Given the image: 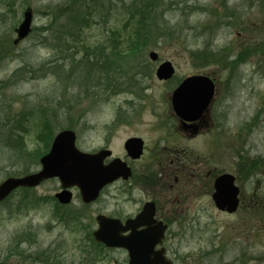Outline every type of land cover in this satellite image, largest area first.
Instances as JSON below:
<instances>
[{
    "label": "rangeland",
    "instance_id": "1",
    "mask_svg": "<svg viewBox=\"0 0 264 264\" xmlns=\"http://www.w3.org/2000/svg\"><path fill=\"white\" fill-rule=\"evenodd\" d=\"M78 1L0 0V83H8L0 89V183L39 169L36 155L48 150L38 139L42 128L35 108L52 104L53 97L64 94L65 89L67 95L76 94L78 84H69L66 80L70 78L62 73L67 65L74 62L83 67L93 48L109 37L105 31L125 29L123 40L130 34L121 7L131 0ZM174 2V12L168 9L165 13L171 23L182 22L191 4L202 8L185 18L188 39H166L157 48L150 43L131 59L129 74L122 79L121 88L126 90L106 93L101 100L105 94L96 92L98 99H82L73 110L71 130L81 151L109 149L113 157L121 158L125 156L124 141L137 137L144 142L143 155L133 164L135 178L105 187L89 206H83L78 190L72 188L71 204L60 211L71 217L78 214L75 225L51 220L53 212L59 213L51 200L59 191L57 180L30 191H15L0 202V264H29L22 263L21 257L31 254L28 243L35 239V248L52 245L62 251L64 264H80L91 254L86 233L95 229L96 215L128 217L150 199L155 200L158 214L172 223L165 246L173 264H264V0ZM74 4L89 7L93 15L76 43L55 36L66 23V9ZM25 8L32 13L31 32L14 45V29ZM208 40L217 56L205 61L195 52ZM151 51L159 57L156 62L148 57ZM60 56L70 59L68 64ZM234 60L237 63L231 64ZM165 61L173 65L174 76L158 81L155 70ZM57 64L63 65L62 79L52 74ZM199 74L214 79L218 94L210 110L211 124L208 121V127L187 135L179 130L170 98L182 79ZM83 83L81 90L86 89ZM100 88L104 90L94 87ZM64 120L57 111L52 119L59 128L55 134L66 129ZM160 153L164 155L161 171L156 166ZM168 155L188 164L194 177L188 178L186 173L175 184L176 172L166 167ZM222 172L233 174L241 189L243 203L234 214L218 211L211 200L213 177ZM79 225L86 231L77 228ZM189 230H199L200 237L189 240ZM21 241L26 242L19 245ZM7 249L12 253L4 256ZM113 256L120 258L121 253H107L108 262L103 263L112 264Z\"/></svg>",
    "mask_w": 264,
    "mask_h": 264
},
{
    "label": "water",
    "instance_id": "2",
    "mask_svg": "<svg viewBox=\"0 0 264 264\" xmlns=\"http://www.w3.org/2000/svg\"><path fill=\"white\" fill-rule=\"evenodd\" d=\"M31 12L27 10L24 20L17 29V39H23L30 31ZM149 59L157 61L155 52L149 53ZM174 74L170 62H162L156 69L155 76L159 81H167ZM213 82L206 76L197 75L184 79L173 91L171 105L174 114L183 122L198 120L207 110L213 96ZM143 143L140 139L131 138L125 143V150L129 157L138 159L142 153ZM111 156L107 150L96 154H87L78 151L75 147V133L71 130L59 132L52 142L51 148L40 159L41 170L35 174L21 178H9L0 184V201L5 199L13 190L19 187H35L48 178H58L63 191L56 194L60 204L71 201V193L66 189L77 187L82 202L91 203L97 199L101 189L118 178L127 179L130 170L119 159L112 160L104 166L103 161ZM239 189L234 184V177L223 174L214 182L212 200L220 211L233 213L238 206ZM154 204L147 203L143 211L134 219L123 226L119 221L99 216V228L93 234L95 240L107 247H123L130 257L129 264H171L163 256L164 250L154 251L157 244L161 243L165 226L161 222L155 226L153 215ZM139 227H145L136 232ZM131 230L127 237L121 233Z\"/></svg>",
    "mask_w": 264,
    "mask_h": 264
},
{
    "label": "trees",
    "instance_id": "3",
    "mask_svg": "<svg viewBox=\"0 0 264 264\" xmlns=\"http://www.w3.org/2000/svg\"><path fill=\"white\" fill-rule=\"evenodd\" d=\"M79 3L78 0H74ZM174 0H131L128 5H122L121 9L125 15L124 26L130 27V34L125 40L121 39L122 32L118 30L115 31H105L109 34L100 45L97 44L93 48L92 57H89L88 61H84V66H75V63L69 65L70 59L64 56H60V60H64L65 64H68V69L62 71L64 73V78L69 79V84H78L75 90L76 94L67 95L64 90V94L59 96H54L51 100L52 104L48 105H37L35 108V114L38 118V123L41 124V131L39 133L38 139L43 142L44 150H48L50 146V141L56 130L57 123L52 121L53 117L59 111V115L65 117L66 129H71L73 127L72 118L76 115V106H78L82 99L96 97V92L98 94H105L104 97H100L99 100L105 99L107 97L106 93L114 94L118 91L126 90L121 88L123 86L124 76L129 74L128 67L131 66V59H133L136 52L148 48L150 43L154 44V47L161 46L166 39L172 41L173 39H179L181 36L186 40L188 39L185 31L188 28L186 17L189 16L191 12H198L202 8L197 6L195 3L188 6V11L184 14V19L182 22L178 21L171 23L170 19H167L165 13L168 9L170 12H174L171 6L174 4ZM71 5L66 9L65 16H67L65 24H61V30L55 35L56 38L62 40V37L66 39H71L73 43L77 42V39L81 35L82 28L84 26H89L88 19L92 18V11L89 7H84L80 5ZM103 27L105 21L103 20ZM217 27V26H214ZM212 30V29H211ZM109 39L108 50L107 42ZM202 49L196 51L195 54L201 56L205 61L210 58L216 59V54L212 53L211 41H203ZM124 45L121 46V45ZM77 46V45H76ZM78 47V46H77ZM67 60V61H65ZM237 63V60L231 62V64ZM53 75L57 79H62L60 74V69L62 70L63 65H54ZM52 69V68H51ZM50 69V70H51ZM78 69V71H77ZM40 70V68H39ZM75 79V80H73ZM86 83V89L81 90L80 87L83 82ZM64 80V79H63ZM84 84V83H83ZM0 83V89H5L8 86ZM79 86V87H78ZM94 87H103L104 90L94 89ZM93 88V89H91ZM67 98V100H66ZM57 102L59 106L54 107V103ZM73 111V112H72ZM52 117V118H50ZM73 123V124H72ZM38 153L36 159L41 156ZM36 160V161H37ZM11 251V250H9ZM55 256V253H52Z\"/></svg>",
    "mask_w": 264,
    "mask_h": 264
},
{
    "label": "flooded vegetation",
    "instance_id": "4",
    "mask_svg": "<svg viewBox=\"0 0 264 264\" xmlns=\"http://www.w3.org/2000/svg\"><path fill=\"white\" fill-rule=\"evenodd\" d=\"M217 94H218V90H217V86L215 84L214 95H213V99H212V101L210 103V106H209L206 114L205 115H202L198 120H196L194 122H190V123H181V121L179 119H177L178 120V123L180 124V125H178L179 130L183 134L195 135L202 128L208 127V124H209L208 121H210V124H211L212 119H211V116H210V110L212 108L213 102L215 101V97L217 96ZM125 142L126 141H124V143H123V147H124ZM144 149H145V146L143 145V152H144ZM118 158L121 159L122 161H124L126 163L127 167L130 170V176H129L127 182L130 181L131 179H134L135 178V172L133 170V167H134L133 164H136L139 160H131V159H129V157L126 155V153H125V156H123L121 158L118 157ZM163 158H164L163 153H160V154H158L156 156V159H157L156 166H158V169L160 171H161V168L164 167ZM166 160H167V163L169 165V166H166V167L169 169V171L170 172H173V171L176 172V175L174 177L175 184H178L179 181L183 178L184 174H186V173H187V177L188 178L194 177V174L193 173H189L188 172V169H189L188 164L186 165L185 163H180V161L178 160V158L172 159L169 155L167 156V159ZM105 164H108V161H105ZM28 174H30V172H26L22 176H25V175H28ZM159 175H160V173H159ZM217 176H218V174L217 175H214V177H213V181H212V193L214 191V180H215V178ZM7 178H10V177H7ZM17 178H19V177H17ZM50 180H54V179H49V180H46V181H50ZM55 180H57V179H55ZM140 180H141L140 178H137L136 179V181H139V183H140ZM46 181H44V182H46ZM119 181H121V180H118L116 182H119ZM116 182H114V183H116ZM58 183H59V181H58ZM114 183H112V184H114ZM61 191H62V186L59 183V191L57 193H55L53 195V199H51L52 202L54 203V205L56 206V208L54 206L55 211L56 212H59V213L58 214H54V212H53L52 213V216H51L52 217L51 220L52 219H55L56 220V223H60V224H63V225H66L69 222H70V224H74V225L75 224H78L79 218H80V216H78V214L77 215H73L71 217L70 214H68V213L67 214L66 213L63 214L60 211V210L66 209L71 204L70 203L69 205L65 206V205H61V204L58 203V201L56 200L55 197H56V194H58ZM79 197H80V194H79ZM241 197H242V194L240 195L239 206L243 203V200L241 199ZM72 198H73V194H72ZM211 198H212V194H211ZM80 201H81V199H80ZM96 201H94L93 203H95ZM93 203H91V204H93ZM147 203H153L154 204L155 212H154V215H153V220H154L153 226H155L156 223L161 222L166 227L165 228V231L163 233V238L161 240V243L160 244H157L155 246L154 251H159V250L163 249L164 250L163 255L165 256L166 260L170 261L171 264H173V262L169 259V257H171V256H170V254L168 252V249L165 246L166 240L168 241V239H169L168 237L171 235V232H172V223H171L170 220L167 221V218L166 217L160 216L158 214V212H157V205H156V202H155L154 199H150V200H147L146 202H144L143 205L140 207V209L135 214H131L128 217H123L119 213L118 214L113 213L111 215H104V214H98V215H96L95 216V219H94L95 229L91 233H86V234H88V237L90 239L89 241H90V244H91V247H90L91 254H88V256L85 258V261L82 262V263H80V264H99V262H101L102 264H104L103 263L104 261L105 262H108L106 260V254L107 253H110V252H120L121 253V257L120 258H117L116 256H113L114 259L112 260V264H129V262H130L129 253H128V251L125 248H123V247H107V246H105L102 243L96 242L93 234L99 228L97 218L99 216H103V217L108 218V219L117 220V221H119L124 226L127 221L134 220L143 211V208H144V206ZM91 204H89V205H91ZM89 205H84L83 204V206H89ZM248 206H250V205L248 204ZM175 217L176 218H180L179 215H177V214H175ZM175 224H176V222H175ZM77 228H79L82 231H84V230L86 231V229H85L84 226L79 225V226H77ZM144 228L145 227H139V228L136 229V232H140ZM190 230H191V228H190ZM190 230H189V240H196V239H198V237H200L198 235V234H200L199 230H195V231H190ZM130 234H131V230H128V231H125V232L121 233V236L127 237ZM25 242L26 241H21L19 243V245L25 244ZM34 242L36 243L37 242V239H35ZM34 242L32 241L31 244L28 243V245H29V251L31 250L32 252H31V254H29V256L27 258L21 257L22 263H27L28 262L29 264H64L62 262V257H61L62 256V251H60L58 248L53 247L52 245H49L48 247H46L44 249H42V248H35ZM84 250H85V248L82 247L81 248V251H84ZM9 253H12V252L7 249L5 251L4 256H7ZM52 253H55V256L52 255ZM4 261L7 262V259L6 260L5 259L2 260V262H4Z\"/></svg>",
    "mask_w": 264,
    "mask_h": 264
}]
</instances>
